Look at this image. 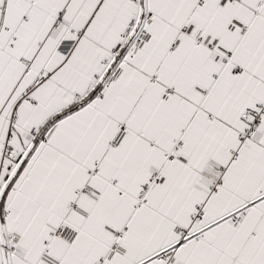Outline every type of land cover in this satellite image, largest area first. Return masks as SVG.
<instances>
[{"label": "snow or ice", "instance_id": "snow-or-ice-1", "mask_svg": "<svg viewBox=\"0 0 264 264\" xmlns=\"http://www.w3.org/2000/svg\"><path fill=\"white\" fill-rule=\"evenodd\" d=\"M0 264H264V0H0Z\"/></svg>", "mask_w": 264, "mask_h": 264}]
</instances>
